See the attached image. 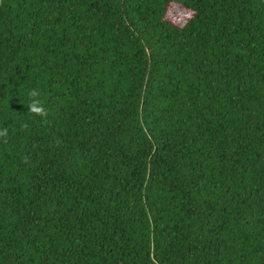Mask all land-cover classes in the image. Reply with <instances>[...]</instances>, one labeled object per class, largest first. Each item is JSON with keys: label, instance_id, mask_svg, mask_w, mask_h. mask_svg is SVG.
<instances>
[{"label": "trees", "instance_id": "obj_1", "mask_svg": "<svg viewBox=\"0 0 264 264\" xmlns=\"http://www.w3.org/2000/svg\"><path fill=\"white\" fill-rule=\"evenodd\" d=\"M3 128L0 264H264V0H0Z\"/></svg>", "mask_w": 264, "mask_h": 264}, {"label": "clouds", "instance_id": "obj_2", "mask_svg": "<svg viewBox=\"0 0 264 264\" xmlns=\"http://www.w3.org/2000/svg\"><path fill=\"white\" fill-rule=\"evenodd\" d=\"M40 95L41 93L37 89L30 90L28 93L30 101L26 106L29 110L28 114L39 116L46 121L48 117V110L44 106V103L39 99ZM7 137H8V129L7 128L0 129V139H3L6 142Z\"/></svg>", "mask_w": 264, "mask_h": 264}, {"label": "rangeland", "instance_id": "obj_3", "mask_svg": "<svg viewBox=\"0 0 264 264\" xmlns=\"http://www.w3.org/2000/svg\"><path fill=\"white\" fill-rule=\"evenodd\" d=\"M191 15L192 14L190 12L181 8L179 5H172L169 12V18L179 25L184 24L191 17Z\"/></svg>", "mask_w": 264, "mask_h": 264}]
</instances>
